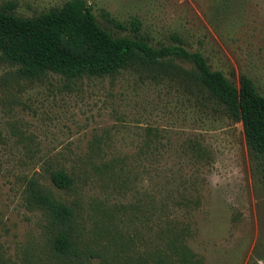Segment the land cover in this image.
I'll return each mask as SVG.
<instances>
[{
  "label": "rangeland",
  "instance_id": "rangeland-1",
  "mask_svg": "<svg viewBox=\"0 0 264 264\" xmlns=\"http://www.w3.org/2000/svg\"><path fill=\"white\" fill-rule=\"evenodd\" d=\"M7 1L31 17L67 0ZM85 1L113 34H132L137 17L151 44L177 35L264 93V0ZM144 73L25 78L0 59V264H264V178L241 122L180 76ZM54 169L70 189L52 183ZM31 176L74 209L82 259L55 252L47 215L25 205Z\"/></svg>",
  "mask_w": 264,
  "mask_h": 264
},
{
  "label": "trees",
  "instance_id": "trees-1",
  "mask_svg": "<svg viewBox=\"0 0 264 264\" xmlns=\"http://www.w3.org/2000/svg\"><path fill=\"white\" fill-rule=\"evenodd\" d=\"M15 6L14 1L0 6V59L16 66L20 77L41 78L53 72L71 81L82 76H114L127 69L145 72L153 80L178 75L185 85L206 90L230 118L241 122L249 151L259 158L256 171L264 178V93L257 91L250 77L241 75L236 85L221 70L213 69L201 51L188 49L177 35L173 44H151L150 38L140 33L137 17L129 21L132 34L115 35L97 21L85 0H67L31 17L16 15ZM104 15L114 27L127 28ZM188 147L198 156L206 152L198 141H190ZM49 176L59 189L73 185V178L62 169L51 170ZM22 195L28 208L47 215L54 228L53 250L82 259L74 241V209L34 176L26 179ZM179 247L190 259L187 246L180 243Z\"/></svg>",
  "mask_w": 264,
  "mask_h": 264
}]
</instances>
